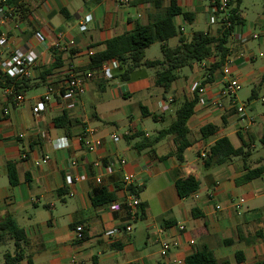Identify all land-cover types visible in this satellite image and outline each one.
Instances as JSON below:
<instances>
[{"label": "crops", "instance_id": "crops-1", "mask_svg": "<svg viewBox=\"0 0 264 264\" xmlns=\"http://www.w3.org/2000/svg\"><path fill=\"white\" fill-rule=\"evenodd\" d=\"M177 3L193 14L192 23L182 17L174 19L183 36L189 39L197 31L216 32L208 24L206 2ZM169 4L164 0L158 10L148 0H130L128 6L118 0H20L0 14V65L19 50L37 56L29 76L16 79L24 80V89L16 90L14 83L8 84L0 69V220L11 216L24 230L29 242L26 257L32 264H185L188 256L204 246L219 263L254 264L264 260V175L237 183L249 169L264 164V56L253 68L239 59L241 54L254 55L255 51L264 54V13L260 20L263 31L254 47H249V42L241 45L231 40L229 46L234 60L232 74L242 81L241 90L249 87L243 104L256 122L246 132L236 131L235 119L205 106L199 92L200 102L188 121L191 145L183 163L173 155L177 148L173 135L153 149L144 144L169 128L184 101L193 100L195 84L206 79L202 72L210 68L214 57L182 69L168 93L156 86V69L140 68L129 81L115 77L118 70L110 81L97 77L87 83L78 98L59 94L68 74L72 70L88 72L91 56L103 52L107 41L133 31L137 24L147 25ZM88 15L92 22L87 31L81 32L80 25ZM240 16L246 24L241 11ZM178 42L179 37H175L168 45L174 47ZM58 59L60 67L43 77ZM222 81L223 74L205 84L209 90L206 96L215 94ZM49 87L54 89L50 101L40 114H34L33 108ZM17 96L23 101L16 102ZM236 99L239 102L237 95ZM5 110L8 115H4ZM64 114L72 122L68 129L55 126V119ZM150 120L166 127L155 129ZM206 126L216 128L209 138L201 135ZM111 136L121 140L113 143ZM223 138L235 149L242 148L243 139L248 156L206 166L208 150ZM58 139H66L64 149L54 147ZM96 139H101L103 146L89 152L88 143ZM120 160L126 161L122 168ZM9 164L15 166L16 185L10 184ZM108 164L114 165V173L103 176L102 183L97 184L100 167ZM81 175L87 180L75 182L74 178ZM124 175L137 179L133 187L142 189L137 196L146 207L144 216L133 222L125 210L114 213L109 209L110 204L122 203L131 194L123 184ZM70 177L72 183L68 182ZM188 177L198 180L200 188L181 199L176 184ZM100 191L113 196L111 203L93 204ZM217 205L221 210H216ZM127 224L132 225V232L123 231L112 238L106 235ZM76 225L84 226L83 241L75 239ZM180 225L185 227L184 233L178 230ZM160 239H175L179 247L162 257ZM239 253L244 260L240 263ZM19 264L29 263L25 259Z\"/></svg>", "mask_w": 264, "mask_h": 264}, {"label": "trees", "instance_id": "trees-1", "mask_svg": "<svg viewBox=\"0 0 264 264\" xmlns=\"http://www.w3.org/2000/svg\"><path fill=\"white\" fill-rule=\"evenodd\" d=\"M20 0H8V6L17 4ZM154 3V6L161 10L164 0H148ZM169 7L164 11L158 12L151 18L147 25L137 24L135 29L129 33L115 37L106 42L105 50L101 53L91 56V64L88 71H98L101 66L110 60H117L119 69L115 75L121 81H129L131 74L140 68L156 69V86L161 88L164 93L171 90L172 84L179 78V72L184 68H190L194 64H200L212 57L215 58L214 63L207 70L206 79L197 87L194 92V98L191 101H184L176 111L175 120L169 128L162 130L156 138L147 141L145 148L153 149L157 143L167 136L173 135L177 145L174 156L180 162H184V153L190 147L191 142L188 138L189 128L188 121L195 113V108L200 102L199 91L205 84L215 82L218 72H221L226 64V60L230 55V37L238 25L244 24V20L240 16V5L242 0H232L230 7L232 13V26L229 30L219 31L216 35L210 32L197 31L191 38L182 35L181 30L176 26L174 19L182 17L185 21L192 23L193 14L186 12L178 6L177 0H169ZM179 37L178 45L171 47L168 42ZM156 43L161 44L162 60H146L145 52ZM59 59L47 70L44 71L43 77L51 74L55 69L60 67ZM6 77L8 84H15V89H24V80L16 81L17 78ZM0 87H3L0 82ZM146 115H149L147 112ZM72 122L67 115L55 119V126L58 128L68 129ZM216 128L206 126L201 130L203 138H209L214 135ZM242 140V148L235 149L227 138L218 140L207 152L204 163L206 166H220L233 158L242 157L245 159L248 152L245 149L247 144ZM9 180L11 185L17 184L16 169L13 164L7 166ZM264 175V164L256 169H249L248 173L241 177L237 183L243 184L260 178ZM178 195L181 199H186L196 193L200 188V183L194 177H188L176 184ZM142 189L130 187L129 192L138 194ZM113 196L105 191L95 194L92 202L95 206L107 205L111 203ZM146 207L141 204L139 210V218L145 214ZM85 239V237H84ZM8 241L14 244V254L7 253L5 255V264H19L23 260H27L32 264L31 258L26 257L25 248L29 244L26 234L22 228L18 226L16 221L7 216L0 220V248ZM248 243H250L248 241ZM240 256L237 255L238 262H242ZM185 264H231L229 261L219 263L213 252L206 246L197 252L188 256ZM254 264H264V260L257 261Z\"/></svg>", "mask_w": 264, "mask_h": 264}, {"label": "built area", "instance_id": "built-area-1", "mask_svg": "<svg viewBox=\"0 0 264 264\" xmlns=\"http://www.w3.org/2000/svg\"><path fill=\"white\" fill-rule=\"evenodd\" d=\"M208 4V14L207 21L211 27L216 29V33L219 31L229 30L232 26V13L230 4L232 0H203ZM121 5L128 6L130 4V0H118ZM8 7V0H0V14L6 12ZM92 22V16L88 15L84 18L80 25L81 32L87 31L88 24ZM260 35L251 32L250 29H247L246 24H240L236 27L234 32L231 34L230 40L236 41V43L244 45L251 40H259ZM239 59H243L246 62H252L255 59L254 55H244L241 54ZM37 56L33 52H23V51H15L8 60H5L1 63L0 69L5 76L9 78H27L29 76V70L36 66ZM234 64V60L230 55L226 60V64L222 70L223 81L221 83V87L219 90L210 96H206L209 90L206 89V86L200 89V94L203 97L202 102L207 107L214 108L221 115H227L228 117H233L234 127L238 132H246L252 124L256 122L255 116H248L246 113V108L244 104H240L236 95L242 88V81L232 74V65ZM119 69V63L117 60H110L105 62L98 71H88V72H78L71 71L65 81L59 87V94L62 96L70 97V98H78L84 94L86 85L89 81L95 78H101L107 81H110L114 77V71ZM54 93V89L52 87L48 88V93L41 97L39 100V104L33 108L34 114H40L43 106L50 101L51 96ZM16 102L23 101L22 96L16 97ZM227 101V102H226ZM9 111L5 110L4 115H8ZM264 117V113L262 114ZM121 140L119 136H111V141L113 143H117ZM54 147L58 150L64 149L66 147L67 141L66 139H58L53 142ZM104 142L101 139H96L93 142L88 143V151L93 152L96 149L102 147ZM48 157H45L44 160H48ZM72 167L75 166V162L71 163ZM119 168H122L126 165L125 160L118 161ZM101 172L96 176L95 181L97 184L102 183L103 176H110L114 173L115 168L113 164H108L107 166L100 167ZM75 182H84L87 180V177L84 175L77 176L74 178ZM135 179L132 176L124 175L123 184L126 187H132ZM68 182L72 183L73 179L68 178ZM243 202L242 200L240 201ZM141 201L136 194H128L125 201L122 203H114L109 205V209L114 213H119L125 210L130 220L133 222L139 217V210L141 206ZM233 204V203H232ZM234 205V204H233ZM216 210H221V206L217 205ZM178 230L181 233L185 232V227L180 225L178 226ZM123 231L130 233L132 232V225L127 224L124 228H114L111 231H107L106 235L110 238L116 237L120 235ZM74 236L77 241L84 240V226L76 225L74 230ZM163 232H161L162 234ZM160 244V254L162 257H167L170 251L174 248L179 247V242L175 239H160L158 240ZM191 243H193L191 241Z\"/></svg>", "mask_w": 264, "mask_h": 264}, {"label": "rangeland", "instance_id": "rangeland-1", "mask_svg": "<svg viewBox=\"0 0 264 264\" xmlns=\"http://www.w3.org/2000/svg\"><path fill=\"white\" fill-rule=\"evenodd\" d=\"M240 11L243 13V16L246 19V27L247 29H250L251 32L261 35L262 33V28L260 27V20L263 18L262 14L264 13V0H242V3L240 5ZM203 29H207L206 26L202 27ZM190 28H187V33H190ZM213 35H216V32L213 31L212 32ZM259 40H251L249 41L250 46L249 47H254L256 45V42H258ZM248 43V44H249ZM261 52H256L255 51V59L252 62H248V67H257L258 65L261 64L262 59L264 54H260ZM264 53V52H262ZM262 56V57H261ZM146 58L147 59H161L163 58L162 54H161V45L160 43H156L155 45H153V47L146 52ZM208 70V69H207ZM207 70H203L202 74H204V76L206 77L207 75ZM218 76L222 77V71L218 72L217 74ZM201 82L202 80L198 83L195 84L194 89H196L197 87L201 86ZM250 92L249 87H244L243 90H241L238 94L237 97L239 99V103L243 104L245 103V98L246 95H248ZM150 123L153 124V126L155 127V129H162L164 127H166L165 124H155L154 121L150 120ZM124 129V127H123ZM258 146V148H261V143L257 142L256 144ZM14 245L11 241H8L4 246H2L0 248V264H5V255L7 253H11L14 254Z\"/></svg>", "mask_w": 264, "mask_h": 264}]
</instances>
